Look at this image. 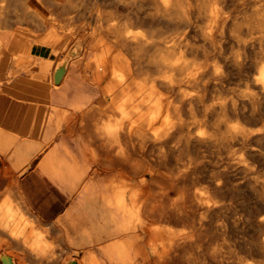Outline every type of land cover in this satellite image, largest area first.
Here are the masks:
<instances>
[{
    "label": "bare ground",
    "instance_id": "bare-ground-1",
    "mask_svg": "<svg viewBox=\"0 0 264 264\" xmlns=\"http://www.w3.org/2000/svg\"><path fill=\"white\" fill-rule=\"evenodd\" d=\"M18 1L0 0V91L22 98L53 97L49 83L39 81L38 71L47 75L52 65V61L44 54L46 52L60 55L55 64L56 70L59 69L55 81L61 83L67 67L76 64L85 53L91 54L95 49L102 47V50L90 59L85 70L86 75L93 73L94 79L100 81L107 72L104 65L114 45L112 42H103V39L101 42L100 39L95 42L97 35L104 38L106 35L115 34L124 40L125 45L131 46L135 56H130L136 59L138 72L143 71L145 62L156 70L154 74L144 68L149 75L136 76L131 57L116 51L119 55L116 56L115 64H119V68L111 69L107 88L104 90L105 96H111L112 104L109 108L114 111L115 116L108 118L104 124H99L98 119L96 126L93 123L94 130L99 131L104 138V145H113L116 154L114 153L113 157L107 155L104 163L100 161L103 165L97 168L101 173L108 171L112 167L110 164L124 162L123 164L131 166L132 171H119V178L112 177L104 182L100 180L78 186L81 190L74 208L82 209L87 214L96 226L97 236L115 235L116 239L103 245L101 250L90 249L87 257H82L81 251L76 249L70 260H75L77 264H130L135 261L136 256L145 258V248L140 244L142 239L138 228L142 225L147 228L153 226L148 224V227L147 223L145 225L138 203L146 196L145 201L149 202L144 204L145 215L157 220L150 231L147 229L145 236L148 253L152 256L150 258L147 255L146 264H164L171 256L177 254L175 251L179 247L187 244L182 241L187 240L184 233L165 226L169 223L167 220L198 225L201 210L211 212L214 219H223L225 225L217 226L218 230L222 231L220 238L223 241L226 238L228 241L233 240L255 259L244 263L242 258L237 256L229 263L264 264V0H244L247 5L244 10L242 8V12L239 11L241 15H234L229 11L225 0H107L129 9L127 18L124 21H116L112 18L115 12L113 9L105 12L97 3L92 10L87 32L76 37V41L61 54V44L64 36H67V30L55 31L49 28V33L42 35L19 28L12 31L7 27V8L10 7V11L14 13L11 6H15ZM46 1L54 5L60 3L59 0ZM77 1L65 0L62 4L69 10ZM33 8L35 9V6ZM25 12L28 14V11ZM35 12V23L49 26L47 19L50 14L47 10L38 5ZM55 23L52 22L56 25ZM156 24L159 25L158 28ZM69 29L73 30V26L69 25ZM166 29L168 35H165ZM246 32L252 35V42L247 39ZM249 48L252 50L250 53ZM111 62H114L113 59ZM143 72L142 75L145 74ZM73 98L76 99L74 106H77L78 102L91 100L78 91L74 92ZM94 108L99 106H91L86 112ZM133 133L144 138L150 136V144L157 146L160 152L155 153L159 155L162 152L163 161L160 165L171 171L174 181L170 182L178 191L177 198L172 197L174 200L171 204L169 201L172 198H168L165 190L156 186L164 182L153 179L147 174L149 171L146 173L148 177H152L148 178L149 180L134 179L132 173L139 174L137 169L141 167L138 163H131L132 141L129 140V135ZM135 144L138 145L136 142ZM145 144L143 145L146 146ZM140 146L138 145V148ZM133 152L135 153L134 149ZM92 157L99 161L95 153H92ZM155 159L157 161V158ZM71 161L79 162L76 155H71ZM27 168L15 174L10 163L3 167L0 162V180L9 182L6 199L0 203V214L4 208V211L8 210L5 217H0V232L8 233L23 245L31 244L30 241L34 237L32 245L29 244L31 251L41 250L44 256L56 262L53 244L46 238L48 230L37 226L15 189V182L19 180L17 178L24 174ZM199 182L205 184V191L197 189ZM70 187L75 188L76 185ZM153 187L163 190L160 193L164 195L161 197H165V201L158 200L160 197L157 199L156 194H153ZM154 191L159 192L155 189ZM191 209L198 213L193 216ZM211 213L208 214L212 217ZM161 222L166 223H163V226ZM211 223L215 224L213 220ZM240 228H244L243 241L239 235ZM92 234L89 232L86 235V242L93 241ZM4 238L0 237V247H4L3 244L6 243ZM8 252L0 254V261L2 255H9ZM39 252L37 255L40 256ZM193 253L191 256L195 259ZM185 256L189 258L190 254L185 252ZM221 256L217 249L211 252L215 264H223ZM9 262L18 264L16 258H11Z\"/></svg>",
    "mask_w": 264,
    "mask_h": 264
},
{
    "label": "crops",
    "instance_id": "crops-1",
    "mask_svg": "<svg viewBox=\"0 0 264 264\" xmlns=\"http://www.w3.org/2000/svg\"><path fill=\"white\" fill-rule=\"evenodd\" d=\"M47 53L44 54L52 61V65L47 75L38 71L39 81L49 83L53 97L50 96L49 99L22 98L0 91V153L8 156V162L17 171L28 167L27 171L17 178L19 180L15 182V189L26 211L38 224L37 226L48 230L46 238L53 242L56 253L60 255V257L56 256V262H52L42 254L41 250L31 251L30 245L35 240L34 237L33 241L30 239V245L24 244L26 248L19 243V240L11 238L8 233L0 232L1 239L7 238H4L6 243L3 244L6 246L5 251H11L12 253L8 252V256L14 260L16 258L18 264H67L72 258L69 255H72L76 249L81 251L82 257H87L90 249L101 250L103 245L114 241L115 235L97 236L96 226L89 220L87 214L82 209L74 208L81 190L78 186L100 180L104 182L112 177L119 178L121 171H132L131 166L123 163L110 164L112 167L108 171L101 173L98 171L107 155L112 157V151L106 150L107 147L103 146L104 138L99 131L97 133L94 130V127L99 122L104 124L110 118L105 110L112 111L108 108L112 104V99L110 95L104 94L108 79L96 81L93 73L85 74L90 59L94 57L93 52L85 53L76 64L67 67L68 70L66 69L61 78V83L55 81L57 71L55 64L60 55ZM76 91L85 97H90L91 100L78 102L77 106H74L76 99L74 100L73 94ZM91 106H99V108H94L88 114L86 110ZM97 119L100 121L98 122ZM92 153L99 157V161L92 157ZM71 155H76L79 162H72ZM63 164L65 166L68 164L67 169ZM0 182L4 198L7 194L4 186L9 185V182L8 180H0ZM71 185L76 187L72 188ZM4 210L5 208L4 215L3 212L0 214L2 218L8 212L7 209V212ZM89 232H92L94 236L91 243L86 242V235ZM140 244L144 245L145 258L136 256L135 261L130 264H146L147 255L152 258L151 253H148L146 238ZM38 252L40 256L37 255ZM14 255L17 256L14 257ZM22 257L26 261H20L19 258ZM99 257L102 258L101 255Z\"/></svg>",
    "mask_w": 264,
    "mask_h": 264
},
{
    "label": "rangeland",
    "instance_id": "rangeland-1",
    "mask_svg": "<svg viewBox=\"0 0 264 264\" xmlns=\"http://www.w3.org/2000/svg\"><path fill=\"white\" fill-rule=\"evenodd\" d=\"M45 4V6H44V4H42V2ZM29 0V1H26V0H19L18 2H17V4L15 5V6H11V10L15 13H12L11 11H10V7H8L7 8V12H8V15H6V18L8 17L9 18V20L7 21V23H6V25H7V27L10 29V30H12V31H14V30H18V28L20 29V30H24V31H27V32H37V33H39V34H42V35H46V34H48L49 33V28H53V30H63V31H65V30H67L66 32H67V36H64L65 38H64V40H63V42H62V44H61V51H60V54L63 52V51H65L66 49H67V47L69 46V45H71V43L73 44V41H76V37H78V36H81V35H83V33L84 32H87V29H88V27H89V23L91 22V14H92V10H94L95 9V7H96V4L98 3V5L102 8V9H104L105 10V12H109V11H111L112 9L115 11L112 15H114L113 17H112V15H111V17L112 18H114L116 21H120L121 19H122V21H124L126 18H127V15H128V12H129V9H127V8H122L121 7V5L119 6V4L117 3H114V2H112V1H109V2H107V0H76L77 2L75 3V5H73V6H70V8H69V10L67 9V7H64V5L62 4V2H64L65 0H59V4H56V5H54V4H51L50 2H48V1H46V0ZM45 1V2H44ZM226 1V4L228 5V10L229 11H232L233 12V14L234 15H236L237 13L239 14L240 12H242L243 10H244V7L247 5V2L246 1H244V0H239L240 2V4L238 3V0H236L235 2H233L232 0H229V2H228V0H225ZM31 2V3H30ZM47 2V3H46ZM243 2V3H242ZM26 3H29V4H26ZM38 3H40V4H38ZM111 3V4H110ZM31 4V5H30ZM61 4L63 5V6H61ZM113 4V5H112ZM116 4V5H115ZM230 4V5H229ZM243 4H244V6H243ZM38 5H40V7L42 6L43 8H45L46 10H47V13L48 14H50L49 16H48V19H47V23H50L49 24V26H47L46 24H42V25H37L36 23H35V18H34V15L36 14V10H37V8H38ZM54 5V6H53ZM78 5V6H77ZM112 5V6H111ZM21 6V7H20ZM32 6V7H31ZM33 6H35V9L33 8ZM83 6V7H82ZM232 8H231V7ZM31 7V8H30ZM64 7V8H63ZM76 7V8H75ZM117 7H118V10H116L117 9ZM240 7V8H239ZM14 8H16V9H14ZM24 8H26V9H24ZM93 8V9H92ZM238 8V9H237ZM242 8H243V10H242ZM63 9H65V10H63ZM108 9V10H107ZM9 10V11H8ZM15 10H17V11H15ZM68 12H67V11ZM241 10V11H240ZM25 11H28V14H26L27 12H25ZM240 11V12H239ZM30 12H32V13H30ZM33 12H34V15H33ZM10 13H12V14H10ZM18 13H20V14H18ZM22 13V14H21ZM25 13V14H24ZM79 13H81V15L79 14ZM7 14V13H6ZM12 16H10V15ZM15 15H17L19 18H20V21H19V18L18 17H15ZM30 15H32L31 17H30ZM57 17H56V16ZM239 15H241V13L239 14ZM238 15V16H239ZM10 16V17H9ZM24 16V17H23ZM77 16H79V17H77ZM84 16V17H83ZM120 16H121V18H120ZM117 17V18H116ZM124 17V18H123ZM7 18V19H8ZM15 18V19H14ZM18 20H17V19ZM66 18V19H65ZM32 19V20H31ZM34 19V20H33ZM120 19V20H119ZM31 20V21H30ZM59 20V21H58ZM103 21L104 20H107V19H102ZM10 21V22H9ZM56 22L55 24L56 25H54V24H52V22ZM108 21H109V19H108ZM12 22H14V23H12ZM67 22V23H66ZM8 23H10V24H8ZM35 23V24H34ZM79 24V25H78ZM43 25H44V27H43ZM69 25H72L73 26V30H70L69 29ZM11 26V27H10ZM22 26V27H21ZM42 26V27H41ZM66 27V28H65ZM156 27L158 28L159 27V25H157L156 24ZM14 29V30H13ZM166 32H167V29H166ZM79 34V35H78ZM159 34H161L162 35V33L161 32H159ZM169 33L167 32L165 35H168ZM250 33H248V32H246V37H247V39L250 41V42H252L254 39L252 38V35L250 34ZM249 36V37H248ZM113 38V39H112ZM115 38V39H114ZM251 38V39H250ZM98 39V40H97ZM99 39H100V42L102 41V39L104 40L103 42H107V43H110V42H112V44L114 45V47H113V49H111L110 51H109V56H108V60H107V62L105 63V65H104V68H105V70L107 71L106 73H105V76H103L102 77V79H100V80H103V79H108L109 78V72L111 71V69L112 70H114V69H116V68H119V67H117V66H119V64L117 65V64H115V62L117 63V61H115L116 60V56L117 55H119V53L120 52H122V53H124L125 55H128L129 57H131L130 55H133V56H135V54L133 53V51H132V49H131V46H129L128 44L127 45H125L126 43H124V40H122V39H120V38H118V37H116V35L115 34H113V35H111V34H109V35H106V36H104V38H101V36H96L95 37V42H99ZM253 39V40H252ZM117 42V43H116ZM124 43V45H123V43ZM250 42H249V46H250ZM120 43V44H119ZM123 45V46H122ZM122 47V48H121ZM127 47V48H126ZM102 47H100V48H97V49H95L94 50V52H93V54H94V56L96 55V54H98V51H101L102 49H101ZM128 49V50H127ZM131 49V50H130ZM116 51H119V53L118 52H116ZM252 50L249 48V53L251 52ZM116 52V54H113V53H115ZM118 53V54H117ZM131 53V54H130ZM133 53V54H132ZM113 54V55H112ZM113 57H112V56ZM131 57V61H132V64H133V68H134V73H135V75L136 76H139L140 77V75L141 76H143V77H145L146 76V74L147 75H149V73H156V70H154V68H152L149 64H147V62H145L144 63V67H143V71H144V68L149 72H147L146 73V71H144L145 72V74H143L142 75V72L141 71H139L138 72V70L136 69V59L134 58V57ZM133 58V59H132ZM111 59H113V61L114 62H111ZM109 62V63H108ZM109 65V66H108ZM115 66L116 65V67H112V66ZM108 66V67H107ZM155 71V72H154ZM143 72V73H144ZM139 73V74H138ZM151 75V74H150ZM143 77H141V78H143ZM109 80V79H108ZM109 108V107H108ZM105 113H107L110 117L111 116H115V113H114V111L112 110V111H106ZM133 135V136H132ZM132 135H129V140L130 141H132L131 143V154H132V158L131 159H133V161H131V163L132 164H139V166L141 167V168H138L137 169V171L139 172V174L137 173H135V174H133L132 173V175H134L135 177H136V179H138V181H143V180H149L150 178H152L153 177V179L155 178V180L157 179L158 181H161V182H164L163 184H160L159 186L158 185H156L157 187H158V189H159V187H161L163 190H165V193H167L168 194V198L170 197V198H172V197H174V199L175 198H177V195H176V192H178L177 191V187H175V185L173 186V181H174V177L172 176L173 174L171 173V171H168L167 170V168L163 165H160V163H162V161H163V158H162V152H161V154H157L158 152H159V150H158V148H157V146H153V145H151L150 143L151 142H149L150 141V136H149V138H147L148 137V135L147 136H145V138L144 137H140V136H137V135H135L134 133L132 134ZM131 137H133V138H131ZM139 138H141V139H139ZM144 138V139H143ZM103 139V138H102ZM135 139V140H134ZM147 139H149V140H147ZM136 140H138V141H136ZM144 140H146L145 142H144ZM141 141H143V143L141 142ZM135 142L136 143H138V145L140 146L139 148H138V145L137 144H135ZM147 145H146V144ZM134 144V145H133ZM143 144H145L146 146H144ZM142 145L144 146L143 147V149L141 148L142 147ZM103 146H107V148L106 149H108V150H111L112 151V157L113 156H115V147L113 146V145H110V146H108V145H103ZM135 146V147H134ZM150 146H151V148H150ZM146 147H147V150H146ZM155 147V148H154ZM112 148H113V150H112ZM137 148H138V150L140 151V152H138V150H137ZM141 148V149H140ZM150 148V149H149ZM133 149H134V151H135V153L133 152ZM136 149V150H135ZM146 150V151H145ZM145 151V152H144ZM142 152V153H141ZM144 152V153H143ZM148 152H150V153H148ZM155 152H157V153H155ZM115 153V154H114ZM138 153V154H137ZM140 153V154H139ZM148 153V154H147ZM152 153V154H151ZM160 153V152H159ZM147 154V155H146ZM155 154H156V157H155ZM142 155H146L145 157H143ZM150 155V156H149ZM154 156V157H153ZM8 156L7 155H3V154H1L0 153V162H1V165L4 167L6 164H8L9 165V162H8V158H7ZM162 159H161V158ZM136 158V159H135ZM140 158L142 159V161H140ZM151 158V159H150ZM155 158H157V161H156V159ZM158 158H160V160H158ZM144 159V160H143ZM147 161H146V160ZM153 159V160H152ZM155 159V160H154ZM135 160H136V162H135ZM152 161V163H151V161ZM144 161V162H143ZM150 161V162H149ZM154 161V162H153ZM139 162H141V163H139ZM157 162V163H156ZM124 163V162H123ZM126 163V162H125ZM146 163V164H145ZM143 164V165H142ZM145 164V165H144ZM148 167H147V166ZM146 168H144V167ZM154 167V168H153ZM161 167V168H160ZM162 168H164V169H166V170H164V169H162ZM155 169H157V170H155ZM140 170H141V172H140ZM153 170V171H152ZM162 170V171H161ZM13 171L15 172V174H17V170H15V169H13ZM144 171V172H143ZM149 171V172H148ZM151 171V172H150ZM155 171V172H154ZM167 171V172H166ZM148 172V173H147ZM150 174L152 177H148L147 176V174ZM156 173V174H155ZM168 173H170V174H168ZM143 176V177H142ZM144 176H145V178H144ZM172 176V177H171ZM158 177H159V179H158ZM171 177V178H170ZM149 178V179H148ZM163 179V180H162ZM169 179V180H168ZM171 180H173V181H171ZM168 181V182H167ZM172 183H171V182ZM166 184H167V186H166ZM164 185V186H163ZM167 188H166V187ZM8 185H6V186H4V188H6L5 190H7L8 188ZM164 187V188H163ZM172 187V188H171ZM196 187H197V189H200L201 191H205V189H206V187H205V184L204 183H202V182H199V183H197V185H196ZM2 185H1V182H0V199L1 198H3L2 197V195H3V190H2ZM160 188V189H161ZM170 189V190H166V189ZM154 189L158 192V193H155V191H154ZM152 190H153V194L157 197V199L158 200H160V201H162V200H164L165 201V197L163 198V197H161V196H164V195H161V191H163V190H157V188L156 187H153L152 188ZM160 193V194H159ZM164 193V194H165ZM160 195V196H159ZM5 198V197H4ZM3 198V199H4ZM2 199V200H3ZM173 198L172 199H170V201H169V203L171 204L172 202H173V200H174ZM2 200H0V203L2 204ZM146 200V196H143L142 198H141V200L139 201V206H140V211H141V215H142V217L144 216V221H145V225H146V223H147V226H148V224L149 225H151V226H153L154 227V223H157V220L155 221V219L153 218L152 219V217H150V216H147V215H145V209H146V206H144V204L145 205H147L148 203L147 202H149V201H145ZM151 201V200H150ZM160 201L159 202H157V204L158 203H160ZM143 202V203H142ZM144 202H146V203H144ZM151 203V202H150ZM168 203V205H170ZM0 204V205H1ZM192 214H193V216L195 215V214H197L196 213V211L194 210V209H191V211H190ZM195 213V214H194ZM200 216H201V220H199L198 222H199V224L197 225V224H189V223H179V222H176L175 220H167L166 222H168L169 221V223L170 224H172V225H170L169 223H168V225H166L165 224V226H167V227H170V228H172V229H174V230H179V231H181L182 232V234L184 233V236H187V240H186V242H184V239H182V241H183V243L185 244V243H187L185 246L183 245V246H181V248L183 249V251H182V249L179 247L178 249H177V251H175V253L177 252V254H175V255H177V256H175V255H173V257L171 256L170 257V260H168V261H165V263L164 264H169L170 263V261H172L171 262V264H175L176 263V261H177V263L176 264H193L194 263V261H195V263L194 264H215L214 262H213V260H212V258H211V252L213 251V249L215 250V249H217L218 250V252H219V254L220 255H222L221 256V259L223 260V262H221V263H223V264H231V263H229V262H231L233 259H235L237 256H239V257H241L242 258V260L244 261V263H250V262H252V261H254L255 259L250 255V254H248L246 251H243L233 240L232 241H228V239L226 238L225 239V241H223L221 238H220V236H221V232L222 231H220V230H218V227L220 226V225H225V222L223 221V219H220V218H215L214 219V217H213V215H212V213L211 212H203V210H201L200 212ZM208 213H211V215H212V217L210 216V214H208ZM147 216V217H146ZM147 219V220H146ZM152 219V220H151ZM212 220H213V222L215 223V224H213V223H211L212 222ZM150 223H149V222ZM153 221H155V222H153ZM166 222H161L162 223V225L164 226V224L163 223H166ZM172 222V223H171ZM204 222V223H203ZM159 223V222H158ZM196 223H197V221H196ZM206 223V224H205ZM209 223V224H208ZM153 224V225H152ZM180 224V225H179ZM179 225V226H178ZM215 225H216V227H215ZM195 229V231H194V229L192 230V227ZM201 226V227H200ZM218 226V227H217ZM142 227V228H141ZM148 227H150V226H148ZM153 227H150V228H147V227H145V226H140L139 228H138V230H139V234H140V239H142V241L145 239V236H146V233H147V231L149 230L150 231V229H152ZM176 227V228H175ZM208 227H210V228H208ZM185 228V229H184ZM190 228V229H189ZM203 228H207L206 230L205 229H203ZM226 228V227H225ZM148 229V230H147ZM184 230V231H183ZM199 230H201V232H199ZM213 230V231H212ZM240 230H241V234L239 233V235L242 237V238H240L242 241L244 240V238H245V234H244V228H240ZM191 233H190V232ZM205 231L207 232V233H205ZM210 231V232H209ZM219 232V234H218V232ZM214 232V233H213ZM243 232V233H242ZM185 233H186V235H185ZM188 233V234H187ZM199 233V234H198ZM190 234V235H189ZM194 234V235H193ZM142 235H144V236H142ZM189 235V236H188ZM0 236H2V235H0ZM193 236H195V237H193ZM190 237V238H189ZM197 237V238H196ZM227 237V236H226ZM195 238V239H194ZM189 239V240H188ZM191 240V241H190ZM49 241V240H48ZM190 241V242H189ZM51 242V241H50ZM196 242H197V244H196ZM52 244H53V242H52ZM188 244H190V245H188ZM188 245V247H186ZM199 247H198V246ZM53 246V251H54V253L56 254V256H58V257H60V255H58L57 253H56V251H55V248H54V244L52 245ZM193 246V247H192ZM212 246V247H211ZM184 247V248H183ZM190 247V248H189ZM198 248V249H196V248ZM207 247H209V249L207 248ZM192 248H193V250H194V248H195V250H194V253L192 252L193 250H192ZM207 248V249H206ZM186 249H188L187 251H186ZM205 249V251H203ZM6 246H4V247H0V254H2V252L3 253H7L6 251ZM13 250V249H12ZM207 250H209V252L207 251ZM211 250V251H210ZM14 251V250H13ZM186 253H188V254H190V257L189 258H187L186 256H185V252ZM190 252V253H189ZM193 253V257L195 258V259H193L192 258V253ZM195 252H196V254H195ZM205 252H207V253H205ZM183 253V254H182ZM17 254V253H16ZM198 254V255H197ZM201 254V255H200ZM205 256H204V255ZM210 254V256H208ZM18 255V254H17ZM69 255V254H68ZM203 255V256H202ZM72 255H69V257H71ZM175 256V257H174ZM202 256V257H201ZM153 257H154V255H153ZM180 257V258H179ZM187 258V260H186V258ZM201 257V258H200ZM173 258V259H172ZM176 258V259H175ZM192 258V259H191ZM179 259V260H178ZM185 259V260H184ZM210 259V260H209ZM19 260L20 261H26V259L25 258H19ZM173 260H176L175 262L173 261ZM190 260H191V262H190ZM197 260H198V262H197ZM200 260V261H199ZM211 260H212V263H210L211 262ZM189 261V262H188Z\"/></svg>",
    "mask_w": 264,
    "mask_h": 264
},
{
    "label": "water",
    "instance_id": "water-1",
    "mask_svg": "<svg viewBox=\"0 0 264 264\" xmlns=\"http://www.w3.org/2000/svg\"><path fill=\"white\" fill-rule=\"evenodd\" d=\"M63 66L60 68L62 70ZM59 69L56 71V74L58 73ZM60 73V72H59ZM57 76H55V79ZM12 257L8 256V255H2L1 256V262L2 264H10L9 260L11 259ZM8 261V262H7ZM67 264H77L75 260H70Z\"/></svg>",
    "mask_w": 264,
    "mask_h": 264
}]
</instances>
